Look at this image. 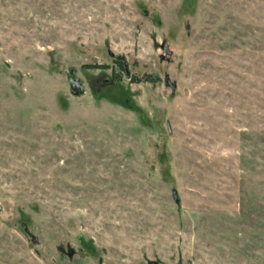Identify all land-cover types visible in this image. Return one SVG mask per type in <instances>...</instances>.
<instances>
[{"label": "rangeland", "instance_id": "rangeland-1", "mask_svg": "<svg viewBox=\"0 0 264 264\" xmlns=\"http://www.w3.org/2000/svg\"><path fill=\"white\" fill-rule=\"evenodd\" d=\"M0 264H264V0H0Z\"/></svg>", "mask_w": 264, "mask_h": 264}, {"label": "water", "instance_id": "water-1", "mask_svg": "<svg viewBox=\"0 0 264 264\" xmlns=\"http://www.w3.org/2000/svg\"><path fill=\"white\" fill-rule=\"evenodd\" d=\"M160 48H161L162 53H163L160 56V60L161 61H167V62H169L170 61V58L168 56L171 55V51H170L169 46L167 45V43H166L165 40H163L162 43L160 44ZM69 73L71 75H73L74 74V71L73 70H70ZM70 81L73 83L74 86L78 85L77 79L76 80H72L71 79ZM164 84H165V86L170 87L172 92H175L176 84L171 83L168 76H165ZM80 90H82V89H80ZM173 198H174L175 203L178 204V199H177V195H176L175 192H173Z\"/></svg>", "mask_w": 264, "mask_h": 264}, {"label": "trees", "instance_id": "trees-1", "mask_svg": "<svg viewBox=\"0 0 264 264\" xmlns=\"http://www.w3.org/2000/svg\"><path fill=\"white\" fill-rule=\"evenodd\" d=\"M120 66L123 68L124 71H126V68H124L121 64H120Z\"/></svg>", "mask_w": 264, "mask_h": 264}]
</instances>
